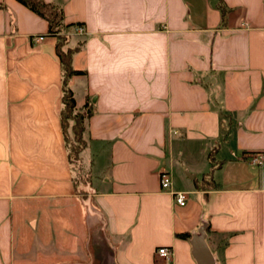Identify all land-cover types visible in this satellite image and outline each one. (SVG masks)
Wrapping results in <instances>:
<instances>
[{"label": "crops", "instance_id": "1", "mask_svg": "<svg viewBox=\"0 0 264 264\" xmlns=\"http://www.w3.org/2000/svg\"><path fill=\"white\" fill-rule=\"evenodd\" d=\"M44 1L91 116L74 164L56 39L0 0V264H199L201 234L212 264H264V0Z\"/></svg>", "mask_w": 264, "mask_h": 264}, {"label": "trees", "instance_id": "2", "mask_svg": "<svg viewBox=\"0 0 264 264\" xmlns=\"http://www.w3.org/2000/svg\"><path fill=\"white\" fill-rule=\"evenodd\" d=\"M19 4L36 14L38 17L46 21L48 25V34L56 39L55 53L60 63L62 72V108L60 111V124L66 148L68 150V159L72 163H77L79 155L85 146L82 139L84 132V121L91 116L89 106H85L84 110L75 114V101L73 99L72 91L69 89V81L74 76L83 75V72L75 71L72 68V56L78 50L65 48L68 37L64 31L68 28H73L75 25L63 23V12L55 4L45 2L44 0H16ZM222 16L226 14V8L221 2L216 4ZM70 121L72 122L71 131L74 139L70 141L67 135V127ZM197 185V184H196ZM179 237H188L187 234L179 235Z\"/></svg>", "mask_w": 264, "mask_h": 264}, {"label": "built area", "instance_id": "3", "mask_svg": "<svg viewBox=\"0 0 264 264\" xmlns=\"http://www.w3.org/2000/svg\"><path fill=\"white\" fill-rule=\"evenodd\" d=\"M76 32L77 33H82L83 32V28L82 27H77L76 28ZM42 40V38H38L37 39ZM249 158V163L253 166H257V167H261L264 165V154L262 153H257V154H251L248 156ZM159 185H160V189L164 192L169 191V188L171 186V178L169 173L167 172H161L159 174ZM173 196V199L175 201V203L181 207L185 206L186 204V195L185 193L182 192H172L171 193ZM157 255L162 258V259H168L171 256V250L166 248V247H162L159 248L157 250Z\"/></svg>", "mask_w": 264, "mask_h": 264}, {"label": "water", "instance_id": "4", "mask_svg": "<svg viewBox=\"0 0 264 264\" xmlns=\"http://www.w3.org/2000/svg\"><path fill=\"white\" fill-rule=\"evenodd\" d=\"M192 246L199 264H212L210 253L204 243V235L201 234V236L194 237Z\"/></svg>", "mask_w": 264, "mask_h": 264}, {"label": "rangeland", "instance_id": "5", "mask_svg": "<svg viewBox=\"0 0 264 264\" xmlns=\"http://www.w3.org/2000/svg\"><path fill=\"white\" fill-rule=\"evenodd\" d=\"M77 100L78 102H80V96H77ZM74 113L79 114V112L76 109L74 110ZM71 126H72V122L70 121L69 126L67 127V131H66L68 135V139H70V141L74 139V136L71 131ZM96 237H98V240H99L98 242L99 244H101L102 234L99 233V235H97ZM111 256H112L111 251L105 248L104 254L102 255V259H98V257H94L93 262H91L90 264H111L110 263Z\"/></svg>", "mask_w": 264, "mask_h": 264}]
</instances>
